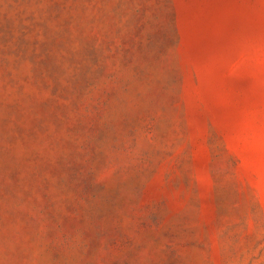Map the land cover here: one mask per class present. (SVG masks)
Wrapping results in <instances>:
<instances>
[{
  "label": "rangeland",
  "instance_id": "rangeland-1",
  "mask_svg": "<svg viewBox=\"0 0 264 264\" xmlns=\"http://www.w3.org/2000/svg\"><path fill=\"white\" fill-rule=\"evenodd\" d=\"M0 264H264V0H0Z\"/></svg>",
  "mask_w": 264,
  "mask_h": 264
}]
</instances>
